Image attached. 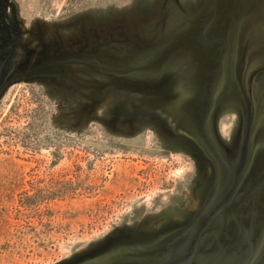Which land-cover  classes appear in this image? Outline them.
Instances as JSON below:
<instances>
[{
    "label": "rangeland",
    "instance_id": "1",
    "mask_svg": "<svg viewBox=\"0 0 264 264\" xmlns=\"http://www.w3.org/2000/svg\"><path fill=\"white\" fill-rule=\"evenodd\" d=\"M8 20L0 264H173L225 185L209 149L264 98V0H10Z\"/></svg>",
    "mask_w": 264,
    "mask_h": 264
},
{
    "label": "crops",
    "instance_id": "2",
    "mask_svg": "<svg viewBox=\"0 0 264 264\" xmlns=\"http://www.w3.org/2000/svg\"><path fill=\"white\" fill-rule=\"evenodd\" d=\"M228 66V61L223 64L225 74L229 71ZM244 102L241 104L246 107L241 110L245 117H239L237 112L229 115L221 133L226 140L219 143V147L215 145L209 149L214 168L224 175L225 185L196 223L181 230L180 246L176 256L168 260L170 263L264 264V188L238 210L249 194L245 198L244 195L251 192L264 175L263 170L262 175L252 181L258 154L260 159L263 158L262 166L264 164V98L259 96L255 101L250 97ZM250 107L255 111L254 120L247 114ZM231 120L234 124L227 126Z\"/></svg>",
    "mask_w": 264,
    "mask_h": 264
},
{
    "label": "flooded vegetation",
    "instance_id": "3",
    "mask_svg": "<svg viewBox=\"0 0 264 264\" xmlns=\"http://www.w3.org/2000/svg\"><path fill=\"white\" fill-rule=\"evenodd\" d=\"M10 0H0V62L9 54L15 40L14 29L8 20Z\"/></svg>",
    "mask_w": 264,
    "mask_h": 264
},
{
    "label": "water",
    "instance_id": "4",
    "mask_svg": "<svg viewBox=\"0 0 264 264\" xmlns=\"http://www.w3.org/2000/svg\"><path fill=\"white\" fill-rule=\"evenodd\" d=\"M264 185V177L256 184V186L251 190L246 200L250 199L262 186ZM195 254V253H194ZM193 254V256H194Z\"/></svg>",
    "mask_w": 264,
    "mask_h": 264
}]
</instances>
